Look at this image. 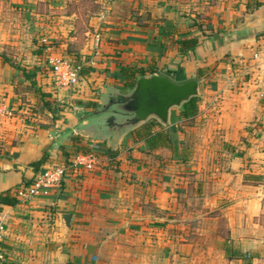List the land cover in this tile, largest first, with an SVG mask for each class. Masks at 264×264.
Returning a JSON list of instances; mask_svg holds the SVG:
<instances>
[{"label": "crops", "instance_id": "1", "mask_svg": "<svg viewBox=\"0 0 264 264\" xmlns=\"http://www.w3.org/2000/svg\"><path fill=\"white\" fill-rule=\"evenodd\" d=\"M128 4L138 15L93 33L77 58L53 44L81 67L74 89L43 72L45 44L31 57L34 81L0 60V99L17 110L0 122V264H264V65L253 57L264 0ZM36 15L37 30L60 35ZM151 73L198 79L197 113L174 107L169 125L150 118L117 141L80 121L108 90ZM85 150L93 167H70ZM52 164L68 165L60 189L20 200L17 189Z\"/></svg>", "mask_w": 264, "mask_h": 264}, {"label": "rangeland", "instance_id": "2", "mask_svg": "<svg viewBox=\"0 0 264 264\" xmlns=\"http://www.w3.org/2000/svg\"><path fill=\"white\" fill-rule=\"evenodd\" d=\"M36 11L47 14L44 21L56 26L57 38L37 30ZM129 11L132 16L139 12L131 10L128 0H45L26 7L0 0V60L19 76L34 81L37 72H32L31 57L44 45L43 37L56 46L64 43L69 56L77 58L93 33L102 38L103 28L114 25L118 16L126 17ZM41 68L46 71L45 63Z\"/></svg>", "mask_w": 264, "mask_h": 264}, {"label": "water", "instance_id": "3", "mask_svg": "<svg viewBox=\"0 0 264 264\" xmlns=\"http://www.w3.org/2000/svg\"><path fill=\"white\" fill-rule=\"evenodd\" d=\"M198 94V79L177 83L162 74H140L129 91L108 90L95 110L81 112L78 117L98 135L117 141L150 118L169 125L172 108L183 106ZM65 219L68 223L69 217Z\"/></svg>", "mask_w": 264, "mask_h": 264}, {"label": "built area", "instance_id": "4", "mask_svg": "<svg viewBox=\"0 0 264 264\" xmlns=\"http://www.w3.org/2000/svg\"><path fill=\"white\" fill-rule=\"evenodd\" d=\"M99 40V34L96 35ZM42 42L46 46L44 63L46 66V73L51 77V81L56 87H64L67 89H74L81 82L80 65L71 62L69 59L57 55L53 52V43L47 38L43 37ZM253 57L259 59L264 65V46L257 48ZM17 110L6 103L5 100L0 99V122L9 118L15 117ZM96 158L92 153L77 154L73 157L70 167H78L84 165L87 169H91ZM68 165L52 164L47 166L42 172L37 174L34 179L22 186H20L16 194L22 201H29L34 197L47 196L60 189ZM4 225L0 224V239L3 236ZM5 255L0 253V260H4Z\"/></svg>", "mask_w": 264, "mask_h": 264}, {"label": "trees", "instance_id": "5", "mask_svg": "<svg viewBox=\"0 0 264 264\" xmlns=\"http://www.w3.org/2000/svg\"><path fill=\"white\" fill-rule=\"evenodd\" d=\"M185 47H188L187 45H185ZM127 72H129L128 69H122V73L126 74ZM139 73H144V70H139L138 71ZM134 84V80H132L128 86H132ZM197 101H198V97H193L192 99H190L188 102L184 103L182 108H181V111H180V114L181 116L183 117H188V116H194L197 111H198V106H197ZM150 125L156 123L154 120L152 121H149L148 122ZM161 138H162V133L160 132H156V133H150L148 139H147V145L148 146H156L159 144V141H161ZM88 151H77L76 152V155L77 154H87ZM232 256L229 254V257ZM240 257H242L243 259H245L246 261L249 260L251 258V255L246 253V254H239Z\"/></svg>", "mask_w": 264, "mask_h": 264}]
</instances>
